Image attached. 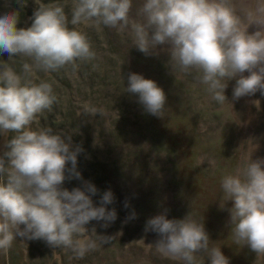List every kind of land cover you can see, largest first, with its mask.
<instances>
[{"label":"clouds","instance_id":"1","mask_svg":"<svg viewBox=\"0 0 264 264\" xmlns=\"http://www.w3.org/2000/svg\"><path fill=\"white\" fill-rule=\"evenodd\" d=\"M132 7L133 0H74L69 19L63 5H42L27 28L17 27L18 11L0 14V53L22 58L20 72L7 63L0 65V132L15 133L0 157V174L6 176V182L0 179V251L6 253L20 236L69 248L82 259L98 246L96 240L79 239L87 231L85 225L96 220L107 228L117 219L116 210L107 208L114 202L111 190L103 192L96 206L92 197L99 189L90 181L71 191L63 187L66 179H82L77 163L83 148L66 133L32 129L37 116L59 102L53 82H35L33 77L36 71L75 70L78 61L94 60L97 54L88 35L75 26L95 21L127 28ZM140 12L144 21L130 25L135 46L150 55L158 45H170L173 69L194 73L219 105L227 101V81L233 78L234 99L264 93V3L241 16L229 0H144ZM253 24L258 30L250 34ZM126 91L138 95L146 113L164 116L167 96L156 81L130 73ZM97 113L103 115V110H90L92 116ZM220 183L225 198L233 202L234 243L264 256V159L250 158ZM134 218L135 212L128 219ZM144 230L159 235L158 251L179 257L183 264H201L200 252L210 264H230L221 247L210 246L203 220L192 213L183 219H168L166 212L156 215ZM98 237L102 244L113 239Z\"/></svg>","mask_w":264,"mask_h":264},{"label":"trees","instance_id":"2","mask_svg":"<svg viewBox=\"0 0 264 264\" xmlns=\"http://www.w3.org/2000/svg\"><path fill=\"white\" fill-rule=\"evenodd\" d=\"M49 4L63 5L69 19L71 18L70 10L74 0H0V14L18 11L20 20L17 27L27 28L32 25L37 8ZM139 5L141 3L133 0L130 25L144 21ZM130 25L124 29L109 28L95 21L76 25L77 30L88 35L97 54L96 58L90 62L78 61L75 70L68 67L57 72L36 71L33 77L35 82H53L59 102L51 111L38 115L32 129L52 128L54 132L66 133L71 135L74 145L83 148L77 163L82 179H66L63 187L71 191L83 187L84 181H90L99 189V193L92 197L96 206H100L103 192L111 190L114 202L107 205V208L109 211L116 210L117 219L107 228L102 227L103 221L96 220L85 225L87 231L79 239L96 240L98 246L82 259L69 248L54 247L44 240H29L17 236L11 247L12 255L8 250V258L3 255L0 260L3 263L183 264L179 257L158 251L155 243L160 239L159 235L144 230L149 218L165 212L168 219H183L188 216L184 207L189 203L183 200V190L189 192L190 186L183 176L185 170L183 172L180 164L174 160L175 151L170 147L173 143L172 129L176 125L169 128L159 126L160 122L165 124V117L172 123L167 109L162 118L150 115L138 102V95L126 91L128 76L130 73L138 74L139 64L151 70L152 80L157 79L158 86L165 91V108L185 95L192 114H198L197 132L202 139L197 144L195 142L194 145H188L192 150L189 153V163H194L195 160V165L202 166L213 174L217 171V162H222L219 157L223 152L231 160L226 166L231 167L227 174L235 171L239 160L243 163L247 161L246 156L240 154L237 148L234 147L229 152L232 147L222 135L241 132L238 122L219 123V104L207 93L206 86L195 79L194 73L187 75L175 71L171 66L168 51L170 45H158L152 54L145 55L135 46ZM5 63L17 72L21 71L22 58L10 57L6 52L0 53V65ZM142 72L141 75L148 76L147 71ZM171 83L175 87L173 92L169 90ZM233 89L234 86L228 84L225 90L227 98L233 96ZM259 98L264 100V93H260ZM93 107L102 109L103 115L97 113L92 116L90 110ZM212 119L215 121L212 122ZM245 131L243 125V134ZM259 131L264 133V127L261 126ZM159 133L163 136L161 139ZM7 136L1 157L9 150L6 145L14 138L15 133L9 131ZM200 161L208 163L203 166ZM5 166H8L7 157ZM68 167H71L70 163ZM0 179L6 182L4 174H0ZM126 203L128 207H125ZM133 212L136 218L128 219ZM23 227L21 225V229ZM93 228L95 232H92ZM98 236H112L113 239L108 244H102ZM212 244L213 242L210 246ZM233 252L238 257L239 251L233 249ZM233 252L230 254L233 255ZM197 255L201 256L198 258L201 264H210V259L204 252ZM261 262L264 264V256Z\"/></svg>","mask_w":264,"mask_h":264},{"label":"rangeland","instance_id":"3","mask_svg":"<svg viewBox=\"0 0 264 264\" xmlns=\"http://www.w3.org/2000/svg\"><path fill=\"white\" fill-rule=\"evenodd\" d=\"M136 1L137 3H141L139 7L144 3V0ZM229 2L235 7L238 14L243 16L246 11L255 10L259 3H264V0H229ZM257 30L258 26L254 24L250 25L248 28L250 34ZM142 71L148 72V76H144L146 79H152L151 70L139 64V68L137 69L138 74H143ZM244 75L247 76L249 73L245 72ZM153 80L158 82L157 79ZM227 83L235 87L236 78H233ZM173 84H176V82H173ZM169 90L170 92L175 90L172 83L169 86ZM260 93L262 92L257 91L254 95L243 96L239 99H234L233 96L229 98L226 97L227 101L223 105H217L219 107V123H233L236 121L239 127H241V132L238 133L237 131L235 133H222V135L229 140L228 145L232 147L229 149V152L235 147L240 154L246 156L247 161L250 160V158L252 161L264 159V133L259 131L261 130V126L264 127V100L259 98ZM186 98L187 97L183 95L176 100L173 99L176 102L169 104L166 108L170 117H172L171 122L173 124L169 123V119L166 117L163 118L166 125L161 122L159 123L160 128H169V126L176 125L172 129L171 137L173 143H171L170 147L175 151L174 160L180 164L179 167L182 168L183 172L185 170L183 176L190 186L189 192L182 189L183 200L189 203L184 207V212L187 215L192 213L194 218L203 220L205 230L210 238V244L213 242L212 246L221 247L222 253L229 259L230 264H239L240 262V264H263V262H261L262 256H258L249 246L243 244L236 245L234 243L230 224V209L233 207V203L225 198L220 185L222 177L231 169L230 166L226 168L231 160H228L223 152L220 156L217 151V157L220 156L219 158L222 159V162L220 160L217 162V171L213 174L210 172L208 173V170L203 169L202 166L195 165V160L194 163L193 161L189 163V153L192 150H190L188 145H194L195 142L197 144L202 137L197 132L198 114H192L190 111L191 109L187 106ZM260 100H262V102H260ZM212 104L216 105L215 103ZM260 106H262V109H260ZM214 121L215 120L212 119V122ZM243 125L246 128L245 134H243ZM249 132L251 133L250 136L248 135ZM1 133L0 157L8 137V133ZM159 135V138L163 137L160 133ZM208 155L209 157L211 156L210 152ZM199 163L206 166L208 162L200 161ZM242 164L243 162L239 160L238 165L241 166ZM182 165H185V167L183 168ZM179 199H177L178 204H180V200L183 202L182 199ZM180 209L182 210V206ZM233 249L239 251L238 257H236ZM9 251L11 256L12 249L10 248ZM231 251L233 255L230 254ZM3 255H5L7 259L8 251L6 253L0 251V260L3 259ZM0 264L6 263L0 261Z\"/></svg>","mask_w":264,"mask_h":264}]
</instances>
